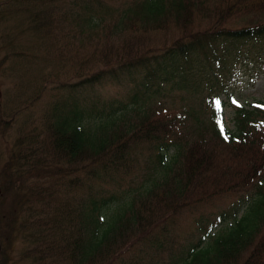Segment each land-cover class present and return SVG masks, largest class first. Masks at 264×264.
<instances>
[{
    "label": "trees",
    "instance_id": "16d2710c",
    "mask_svg": "<svg viewBox=\"0 0 264 264\" xmlns=\"http://www.w3.org/2000/svg\"><path fill=\"white\" fill-rule=\"evenodd\" d=\"M10 1L0 5V23L27 15L26 29L46 44L42 58L53 63L46 78L57 82L60 98L41 129L21 132L0 159V264H14L18 244L19 259L29 264H244L237 261L246 252L245 264H264V109L240 107L231 131L215 102L206 121L182 113L192 121L185 129L182 116L161 117L138 104L139 91L149 99L165 83L204 82L209 93L225 92L235 72L264 69V0H240L233 8L227 0L215 8L133 0L116 9L57 8L54 0H39L40 7L54 3L46 8H8ZM169 16L185 18L184 36L170 44L146 48L129 34L160 29ZM8 38H1L0 52L30 60L27 49L6 45ZM9 58H0V70ZM120 78L134 81L132 109L110 105L102 115L103 108L80 103L84 93ZM1 111L0 104V126L7 125ZM143 151L152 163L147 184L118 199L103 193L102 185L139 168ZM247 191L254 196L242 216L239 201L218 224L198 220L200 238L182 254L174 251L170 216Z\"/></svg>",
    "mask_w": 264,
    "mask_h": 264
},
{
    "label": "rangeland",
    "instance_id": "374dc122",
    "mask_svg": "<svg viewBox=\"0 0 264 264\" xmlns=\"http://www.w3.org/2000/svg\"><path fill=\"white\" fill-rule=\"evenodd\" d=\"M9 0H0V5ZM12 0L7 5L8 8H46L53 6L54 3L48 1V4L40 7V1L37 0ZM57 2V8H82L88 6L91 8H130L133 0H54ZM202 6L215 8L213 3L225 0H193ZM231 4L230 8L235 7L240 0H227ZM100 4V7L96 5ZM4 8V7H0ZM228 8V5H227ZM26 14H17L6 18L0 23V40L3 36H8L6 45L12 43L16 51L27 49V57L11 56L9 49H3L0 52V58L5 54H10V58L0 70V104L1 117L8 124L0 126V159H4L9 151L10 146L21 132L31 133L41 129L42 119L46 112L52 110L53 103L60 97V92L55 89L57 82L47 77L51 71L52 62L43 60L45 56L46 44L38 37L26 29ZM185 18L176 19L172 16L166 18L165 23L160 29L143 33L140 29L133 30L129 34L140 37L137 45L143 47H156L162 44H170L175 39L184 36ZM1 42V41H0ZM18 48V49H17ZM47 58V57H46ZM205 84V83H203ZM41 88V91L35 95V89ZM227 93H221L218 96L211 95L212 98L217 97L218 100L224 102L222 106V117L225 126L229 130L234 129V114L237 106L249 107L251 104L260 103L264 106V69L255 70H239L234 73L229 83L226 85ZM136 93L134 85L128 82H109L107 85L95 88L92 92L83 94V104L89 105L91 102L98 103L102 106L104 103L113 102L117 105L119 102L125 103L128 108L132 107L129 100ZM207 90L204 86L196 90L194 85H190L184 89H170V86H163V91L159 95L152 96L151 99L145 101V106L149 105L154 110L160 112L161 117H171L173 114H182L186 109H193L200 112L199 119L207 120L210 116V107L204 99ZM143 102L141 92L139 93L138 104ZM130 115V114H129ZM96 119L94 123H98ZM190 124V121L188 120ZM223 147H219L221 151ZM171 153V152H170ZM215 155L220 157L216 151ZM169 158V155H168ZM139 168L131 174L117 175V182H110L102 185L103 193L107 196L113 194L117 197H123L128 192L139 189L147 184V177L152 173V166L148 152L140 153ZM254 192H239L236 194H227L214 197L209 203L198 206L192 211L180 209L178 214L169 217V222L175 223L174 234L176 236L178 248H181L179 254H182L185 245L195 243L201 236V232L197 230L199 218L203 220L218 222V216H223L232 212L235 204L241 201L238 209L237 218L242 216L245 211V203L252 199ZM117 204L115 201L104 211L106 216H110ZM156 219V218H154ZM232 219H227L222 224L215 226L210 235L215 236L220 233L222 227L230 225ZM218 224V223H217ZM208 242V239L206 240ZM205 242V244H206ZM21 245L18 244L14 253V264H29L28 261L19 259V251ZM164 254V253H163ZM162 254V255H163ZM248 252L241 254L238 262L246 263ZM163 259L166 260L167 255L164 254Z\"/></svg>",
    "mask_w": 264,
    "mask_h": 264
}]
</instances>
